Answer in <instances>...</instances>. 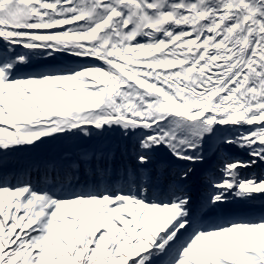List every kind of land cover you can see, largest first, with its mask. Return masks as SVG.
<instances>
[{"label":"snow or ice","instance_id":"snow-or-ice-1","mask_svg":"<svg viewBox=\"0 0 264 264\" xmlns=\"http://www.w3.org/2000/svg\"><path fill=\"white\" fill-rule=\"evenodd\" d=\"M0 264H264V0H0Z\"/></svg>","mask_w":264,"mask_h":264}]
</instances>
